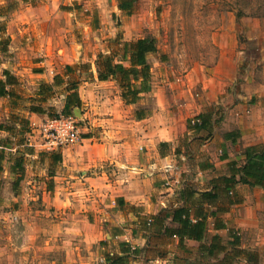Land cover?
<instances>
[{
  "label": "rangeland",
  "instance_id": "obj_1",
  "mask_svg": "<svg viewBox=\"0 0 264 264\" xmlns=\"http://www.w3.org/2000/svg\"><path fill=\"white\" fill-rule=\"evenodd\" d=\"M60 7L62 12L54 15L55 29L71 31L69 41L73 40L74 47L69 49L83 53L84 60L68 57L69 70L66 63H60L61 79L58 83L52 79L46 90L40 85V28L48 27V19L40 15V0H0V73L7 67L14 76L9 93L0 95V264H107L104 252L109 242L97 234L94 214L89 216L93 224L87 226L85 218L86 223L63 218L58 222L60 215L52 212L54 206L48 201L64 194L59 184L72 178L71 170L94 168L95 160L104 154V147L91 136L97 132L89 128V114L108 110L114 93L121 96L122 89L110 77L102 84L111 86L109 95L100 84L85 90L86 81L94 79L99 52L118 61L126 42L154 36L156 50L147 53L149 83L154 73L151 66L169 71V79L175 81L173 85L166 82L169 102L175 95L182 101L212 98L217 136L227 127L237 130L229 150L224 143V149L218 146L215 154L225 151L240 156L247 144L264 142V0H135L128 12L118 9L117 0H61ZM73 26L75 30L70 29ZM192 67L196 79L183 83L178 76ZM71 83L76 84L81 103L67 112L64 99ZM150 91L140 93L134 102L122 100L131 104L128 108L134 114L147 116L157 99ZM37 106L41 112L31 109ZM59 115H72L79 135L48 147L45 122ZM238 123L244 127L243 137L239 127H234ZM259 187L253 185L250 195H259L263 204L264 192H256L262 190ZM260 208L264 215V207ZM82 229L93 238L91 252L74 248V255L70 246H82L78 232ZM234 234L240 236L237 230ZM125 242L129 252L121 264L163 263L150 260L164 255L163 242H158V250L147 243L136 248L135 254L130 252L131 241ZM249 257L253 264H264L257 255ZM135 258L139 260L134 262ZM236 261L242 263L240 258ZM197 262L212 261L194 254L186 258L188 264Z\"/></svg>",
  "mask_w": 264,
  "mask_h": 264
},
{
  "label": "crops",
  "instance_id": "obj_2",
  "mask_svg": "<svg viewBox=\"0 0 264 264\" xmlns=\"http://www.w3.org/2000/svg\"><path fill=\"white\" fill-rule=\"evenodd\" d=\"M60 2L61 0H40V15L42 19H48V27L40 28L42 83H52L54 75L61 74L60 63L70 65L68 57L74 61L84 60L83 53L69 49L74 47L73 40L69 41L71 31L65 27L55 29L54 15L56 12H62ZM52 23L53 25L49 27ZM74 28L75 26L70 29ZM5 68L0 73V78H6L4 72H7L10 78L14 77L11 74L13 70ZM150 68L152 73L154 72L149 83L150 88L143 93L151 90L150 92L157 96L153 111L147 116L138 117V113L134 114V111L128 108L131 104L125 103L121 96L114 93V97H110L112 102L108 110H104L102 114H89L92 121L89 128L97 132V135L91 136L96 137L99 144L104 147V154L95 160L94 168L71 170L72 178L66 183L59 184L64 194L48 200L50 206H54L52 212L60 215L58 222L63 218L69 222L81 219L86 223L83 220L85 218L88 222L86 226L93 224L89 216L94 214L98 221L97 234H102L109 242L104 254L106 252L123 254L126 260L129 249L124 250V246L129 247V244L125 241H131V248H139L149 243L151 249H159L157 245L162 239L161 234L153 232L154 223L147 227L148 221L153 215L166 212L164 210L168 209L163 222L171 224V209L183 202L180 192L187 186L194 190L192 198L187 201L192 221L198 216L196 210L208 212L205 241H209L210 236L217 233L221 243L229 249L235 236L233 233L237 230V234H240L237 235L238 246L242 252L233 258V263L237 264L236 260L240 258L242 261L240 264H253L249 257L251 255H257L264 260V215L260 213V207H264V203L262 204L259 195L256 197L250 195L253 185L245 182L236 183L232 190L240 201L228 205L223 211H216L217 204H221L219 201L212 204L199 200L200 191L212 187V179L229 174L232 164L240 165L244 161V154L237 156L225 154V151L223 154L214 153L218 146L223 148L224 143L229 150L228 144L232 141L224 134L232 131L231 128L227 127L229 129L217 136V129L214 127L216 122L212 117L214 112L211 107L212 98L201 97L198 102L192 98L182 101L180 96L175 95L172 102H169L165 97L166 82L168 81L170 85L175 83L169 79L172 74L170 75L169 71H161L156 66ZM93 77L94 79L86 81L83 85L85 90L100 84L107 87L104 92L109 95L111 86L102 85L108 83L109 79H98L96 70ZM178 77L183 83L189 84L196 79L194 67ZM9 85L12 83L5 85L8 91ZM85 97L87 98V94ZM200 115L204 120H209L208 127H205L206 125L195 127L190 124L189 121L194 123L196 119L199 122ZM234 127H239L243 137L245 133L242 123ZM195 138L199 139L198 143ZM190 146L192 148L185 154V150ZM198 147L200 151L197 150ZM259 188L262 190L256 189V192L263 193L264 186ZM63 214L65 216H62ZM216 216L222 219L224 227H214ZM78 232L82 234L80 236L82 246L71 245L70 250L78 248V252L84 249L90 253L93 238L85 229ZM198 245L199 241L192 238H185L178 244L177 236L169 239L167 237L163 242L164 255L157 254L150 260L159 259L163 261L160 264L164 262L166 264L168 260L171 262L173 255H177L184 259V264H188L186 258L189 254L196 256L202 254L198 250ZM72 253L75 255L74 250ZM221 255L222 253H219L218 257ZM133 260L135 262L139 259ZM211 261L213 264L214 258Z\"/></svg>",
  "mask_w": 264,
  "mask_h": 264
},
{
  "label": "trees",
  "instance_id": "obj_3",
  "mask_svg": "<svg viewBox=\"0 0 264 264\" xmlns=\"http://www.w3.org/2000/svg\"><path fill=\"white\" fill-rule=\"evenodd\" d=\"M135 0H118V8L122 11H130L134 6ZM123 53L118 59L114 61L111 54L99 52L95 60V70L98 79H108L110 77L116 78L121 86V97L126 102H134L140 95L149 89V63L147 61V53L156 50V39L152 35L140 36L133 40H130L124 44ZM123 61H126L125 63ZM86 66V64H84ZM67 70L71 69V65L65 66ZM6 74V78H0V95H5L9 91L5 88V85L12 83L9 74ZM61 79L60 74L54 75V82L58 83ZM42 88L49 90L51 83H41ZM76 84L71 83L66 87L64 107L67 112L74 106H79L81 100L78 96ZM43 90V89H42ZM33 111L41 112L40 106L31 108ZM140 117V115H137ZM209 120L201 118L199 122L195 121L192 125L195 127L207 126ZM206 123V124H205ZM238 132L230 131L224 134L225 137L231 139L234 142L237 138ZM244 161L240 165L232 164L230 167V173L219 175L212 179V187L207 190L200 191L199 200L206 201L208 203L220 202L217 204L216 211H223L228 205L235 202H239L240 198L232 190L233 186L238 182H245L251 185L264 186V142H258L254 144H248L244 148ZM194 190L190 187H185L181 190L180 196L183 202L171 209V224H164L166 212H159L153 215L147 223V227L154 223L153 232L161 234L160 241L165 242L168 237L177 236L178 244H181L185 238H192L199 241L198 250L202 253L200 258H208L211 260L214 258L213 264H234L233 258L238 256L242 250L239 248V240L237 235L232 239V244L229 249L225 244H222L220 236L217 233H213L209 241H205L207 215L208 212H202L200 209L196 210L195 221H192L189 214V201L193 196ZM226 205V206H225ZM154 219V220H153ZM224 227L222 219L218 216L214 218V227ZM125 250V248H124ZM129 252V250H128ZM132 253H136L137 249L132 248ZM222 253L218 257V254ZM107 264H121L125 257L123 254L115 255L106 252L104 254ZM199 257V256H198ZM184 259L177 255H173L171 264H184Z\"/></svg>",
  "mask_w": 264,
  "mask_h": 264
},
{
  "label": "built area",
  "instance_id": "obj_4",
  "mask_svg": "<svg viewBox=\"0 0 264 264\" xmlns=\"http://www.w3.org/2000/svg\"><path fill=\"white\" fill-rule=\"evenodd\" d=\"M44 130L48 140L46 144L52 148L58 147L67 140H74L79 135L76 120L72 115H59L47 118Z\"/></svg>",
  "mask_w": 264,
  "mask_h": 264
}]
</instances>
